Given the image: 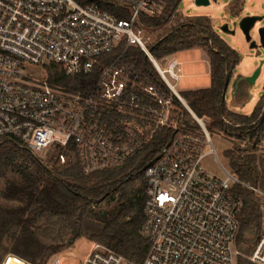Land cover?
Masks as SVG:
<instances>
[{
    "label": "built area",
    "instance_id": "obj_1",
    "mask_svg": "<svg viewBox=\"0 0 264 264\" xmlns=\"http://www.w3.org/2000/svg\"><path fill=\"white\" fill-rule=\"evenodd\" d=\"M159 7V0H0V138L17 140L36 157L49 154L61 167L78 161L92 175L121 167L158 131H174L144 172L140 233L150 248L143 264H238L243 201L234 185L260 200L261 233L248 260L264 264V184L209 174L193 147L201 145L199 139L184 133L183 114L175 123L177 99L211 145L203 120L176 90L181 64L174 56L158 61L149 49L143 17L154 16ZM121 43L139 48L159 81L140 80L119 60L100 71L88 95L48 83L46 67L56 65L68 77L89 75ZM244 143L247 147L250 139ZM259 148L264 150V129ZM59 262L54 256L46 264ZM82 264L131 263L93 243Z\"/></svg>",
    "mask_w": 264,
    "mask_h": 264
},
{
    "label": "trees",
    "instance_id": "obj_2",
    "mask_svg": "<svg viewBox=\"0 0 264 264\" xmlns=\"http://www.w3.org/2000/svg\"><path fill=\"white\" fill-rule=\"evenodd\" d=\"M181 2L159 0L162 11L143 17L148 31L169 25ZM104 8L114 13L110 7ZM149 49L158 61L192 49L207 52L210 87L189 92L183 98L199 119L211 121L215 128L237 141L248 137L247 147L256 144L250 153L236 155L232 166L241 184L263 186L264 158L254 152L259 149L264 129V93L250 116L227 112L225 108L224 94L242 62L240 55L204 18L180 25L150 44ZM119 60L140 80L159 81L145 54L124 43L99 59L92 74L68 77L60 67L50 65L46 67L47 81L57 90L88 95L98 83L100 71ZM174 104L186 113L177 99ZM187 126L186 123L185 129ZM173 134L171 130L158 131L121 167L92 175H85L78 161L69 167L53 163L50 169L17 140L0 138V264L7 256L30 264H46L82 238L114 251L131 264H143L150 248L140 233L144 221V172ZM233 191L243 201L237 244H248L261 233L260 206L257 197L244 186L234 185ZM238 264L252 263L239 259Z\"/></svg>",
    "mask_w": 264,
    "mask_h": 264
},
{
    "label": "rangeland",
    "instance_id": "obj_3",
    "mask_svg": "<svg viewBox=\"0 0 264 264\" xmlns=\"http://www.w3.org/2000/svg\"><path fill=\"white\" fill-rule=\"evenodd\" d=\"M162 8L157 9L160 13ZM264 17V0H210V6L197 7L195 0H182L178 10L169 25L163 29L150 32L148 35L153 44L160 37L165 36L173 29L182 24L193 21L197 18L208 20L219 37L241 57L242 62L234 70L232 78L225 91V108L227 112L250 116L260 101L264 93V49L260 47V38L258 29L264 26V21L259 22L255 29L250 33V41L240 29V22L247 17ZM226 28V29H225ZM251 42H255L258 48H252ZM182 62L181 78L176 85L177 92L185 96L192 91L208 89L211 85L209 76V57L206 51L200 49H192L175 55ZM32 70V71H31ZM31 72L37 73L36 69H30ZM259 71L254 83L248 82ZM38 72H40L38 70ZM45 77V76H44ZM43 77V79H44ZM39 78V77H38ZM172 84H175L172 82ZM179 117L175 119V123H179L180 115L183 111L176 109ZM184 125L188 124V129L184 133L191 138H198L201 145L195 147L199 154L203 156L201 166L209 174L219 179H226L227 174L235 178L238 177L233 169L232 162L236 155L246 154L240 153V149L246 148L244 141L240 142L229 137L225 133L214 127L213 123L207 119H202L211 139V145L206 142L196 122L191 119L188 112L183 113ZM181 135V134H180ZM215 151V155L212 153ZM257 156L264 158V150L261 148L254 152ZM37 158L41 162H45L52 166L53 158L49 154H38ZM139 185L135 186L137 188ZM3 188V181H0V190ZM130 189V187H129ZM258 203L259 199L257 198ZM0 203H2L0 201ZM106 208L105 205L101 206ZM41 225L44 221L40 222ZM255 241L248 244L238 245L237 248L242 254L240 259L249 261L252 254ZM92 242L82 238L78 240L71 248L65 249L58 255L59 264H80L89 254ZM17 259V258H16ZM19 260V259H17ZM3 264H22L7 256Z\"/></svg>",
    "mask_w": 264,
    "mask_h": 264
},
{
    "label": "water",
    "instance_id": "obj_4",
    "mask_svg": "<svg viewBox=\"0 0 264 264\" xmlns=\"http://www.w3.org/2000/svg\"><path fill=\"white\" fill-rule=\"evenodd\" d=\"M195 5L197 7H207V6H210V0H195ZM262 21H264V17H257V16L247 17L241 20L239 26L243 34L246 36L247 40L250 41L251 31L255 29L256 25L259 22H262ZM258 36L260 38V47L264 49V26L258 29ZM251 45H252V48H258L255 42H251ZM258 75H259V71L255 74L253 78L249 79L248 82L254 83ZM255 146L256 144H253L249 147L243 148L242 151L249 152L253 150Z\"/></svg>",
    "mask_w": 264,
    "mask_h": 264
},
{
    "label": "crops",
    "instance_id": "obj_5",
    "mask_svg": "<svg viewBox=\"0 0 264 264\" xmlns=\"http://www.w3.org/2000/svg\"><path fill=\"white\" fill-rule=\"evenodd\" d=\"M174 57L178 60V58L174 55ZM179 61V60H178ZM179 63L181 64V67H182V62H180L179 61ZM181 67H180V74H181V72H182V69H181ZM209 70H210V64H209ZM181 76V75H180ZM209 76H210V71H209ZM203 90H206V89H203ZM199 91V90H198ZM181 97L183 98L184 96H182L181 95ZM184 99V98H183ZM185 100V99H184ZM185 102L187 103V101L185 100ZM187 105H188V103H187ZM189 106V105H188ZM92 245H93V243H92ZM92 248V247H91ZM90 253V252H89ZM88 256V255H87ZM86 256V257H87ZM11 257V256H10ZM86 257L83 259V261L80 263V264H82L83 262H84V260L86 259ZM12 259H14V260H16L14 257H11ZM17 262H20V263H22L23 261H18V260H16Z\"/></svg>",
    "mask_w": 264,
    "mask_h": 264
}]
</instances>
